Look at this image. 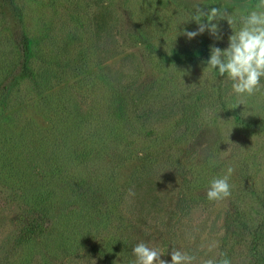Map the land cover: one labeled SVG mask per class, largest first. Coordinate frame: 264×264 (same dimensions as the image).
<instances>
[{
  "label": "rangeland",
  "instance_id": "obj_1",
  "mask_svg": "<svg viewBox=\"0 0 264 264\" xmlns=\"http://www.w3.org/2000/svg\"><path fill=\"white\" fill-rule=\"evenodd\" d=\"M257 2L0 0V264H264V95L203 71L227 21L183 34L196 3Z\"/></svg>",
  "mask_w": 264,
  "mask_h": 264
},
{
  "label": "clouds",
  "instance_id": "obj_2",
  "mask_svg": "<svg viewBox=\"0 0 264 264\" xmlns=\"http://www.w3.org/2000/svg\"><path fill=\"white\" fill-rule=\"evenodd\" d=\"M192 21L198 25L196 31L183 33L189 39L204 33L206 30L217 40L223 37L220 34L219 21L225 20L232 30L228 37V46L221 49L211 46L207 66L203 71H215L220 77L231 81L233 93L237 97L250 98L257 94L264 95V0H258L255 10L239 16L226 10L227 8L210 7L207 10L199 3L193 5ZM239 23V27L236 25ZM244 105L241 99L232 106V109ZM234 169L228 167L223 177L213 178L206 191L210 201H221L231 196L230 176ZM134 195V193H130ZM135 261L133 264H169L161 259L166 253L158 248L150 247L140 242L132 249ZM171 264H193L195 257L178 249L170 253ZM219 261L208 259L204 264H231L226 254H221Z\"/></svg>",
  "mask_w": 264,
  "mask_h": 264
}]
</instances>
